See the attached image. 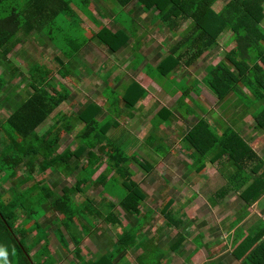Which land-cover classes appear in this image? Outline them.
Segmentation results:
<instances>
[{"label":"crops","instance_id":"0c3cea01","mask_svg":"<svg viewBox=\"0 0 264 264\" xmlns=\"http://www.w3.org/2000/svg\"><path fill=\"white\" fill-rule=\"evenodd\" d=\"M68 1L69 9L62 16V32L32 28L24 33L20 29L13 49L6 56H2L0 51V76L5 79L0 95V112H9L32 93L27 77L29 70L37 67L38 71L48 69L53 72L51 82L54 85H65L70 96L46 119L47 127L53 123V118L59 111L82 115L88 112L87 108L90 106L95 107V118L101 123L105 124L108 119H113L108 128L113 143L124 150L130 141L136 142L132 147L135 151L133 155L142 162L143 169L131 162L126 168H116L117 174L116 170H112L107 179L114 177L117 181H122L125 171L131 172V178L146 192L147 197L140 206V211L145 214L159 210L169 199L172 200L171 212L181 207L182 213L186 214L188 210L198 207L201 199L205 198L206 204L203 203L202 208H199L202 216L189 219L188 229L197 231L189 234L192 235L191 239L187 236L190 244L186 245L193 247L195 236L201 232V242L214 244L217 258L221 257L227 264H234L236 261L227 253L229 248L222 247L219 250L218 247L220 242L227 243L221 241V238L227 236L226 228L243 203L237 198L236 192L229 193L215 205H210V197L224 185L232 173V162L227 155L212 162L204 155L206 150L208 152V148L204 150L207 146H215L212 140H208L204 127L193 138L194 144L184 140V136L190 126L193 127L200 118H204L218 133L224 129L225 124L232 126L262 156L264 131L256 130L251 127L252 123H247L251 115L246 113L247 109L240 105L241 102L234 108L233 104L230 105L237 100L234 95L230 94L220 101L204 83L206 62L210 54L216 51V46L206 49L199 57L192 58L190 54L199 46L182 45L179 42H182V36L198 32H193L192 27L187 28L188 24L182 28L185 20L176 30L168 28L161 20V13L153 8L143 7L138 0H126L124 6L121 5L122 0ZM60 38L62 40L59 42ZM226 48H223L212 64L224 58ZM182 54L186 55L180 56L177 64L171 67L169 59ZM169 66L171 70L165 75ZM22 69H26V72ZM137 86L144 89L143 97H140L141 92ZM107 93L111 95L108 96ZM124 98L129 99L133 105L130 106ZM232 117H237L238 121L232 120ZM232 121H235L234 125ZM77 127L81 131L84 124L79 123ZM64 144L63 149L74 150L82 142L72 141L68 137ZM196 145L203 153L197 150ZM61 150L62 146L59 148ZM79 155L78 158H71L70 163L74 166L78 164V168L70 171L69 175H62L55 168L47 172L48 181L57 187L54 190L57 194L62 192L58 186L68 177L75 179L83 173L81 165L86 162L87 151L80 152ZM104 160L105 157L92 173L91 179L97 178L104 170ZM135 176L138 177L137 180ZM92 189L95 194H92ZM82 193L84 198L93 200L95 206L103 205L109 199L113 203L117 202L115 193L105 194L102 185H92ZM104 197L107 199H103ZM257 203L258 201L248 208L250 217L255 211L259 214L260 204L257 206ZM51 212L47 211L40 218V230L32 232L25 240L28 252L38 264H48L51 257L54 264H87L94 261L102 264L104 257L115 251H118L114 256L116 264L123 259L125 264H138L137 261L142 259L151 246L167 251V255H158L159 262L168 258L171 262L177 258L190 261L198 254L187 255V246L185 243L182 245V242L177 253L175 249H171L173 242L177 246L180 232H177L176 227L168 228L161 217L154 222L151 220L152 214L149 216L151 219L143 224L140 233L147 240L144 245H148H132L122 252L112 230L118 232L119 236L124 230L121 227L137 224L134 217L129 216L126 221L121 219V222L114 225L100 220L97 222V219L89 221L90 224L82 221L77 224L76 230L66 228L61 216ZM249 223L250 220H246L244 224ZM63 242L68 248L63 247ZM207 249L202 247L198 251L203 250L201 254L205 256L204 261L210 257ZM71 250L78 251L76 258L69 255ZM193 250L191 248L190 251ZM43 253V259H40L39 256ZM5 257L4 252L0 261ZM47 257L50 258L47 260Z\"/></svg>","mask_w":264,"mask_h":264},{"label":"trees","instance_id":"16d2710c","mask_svg":"<svg viewBox=\"0 0 264 264\" xmlns=\"http://www.w3.org/2000/svg\"><path fill=\"white\" fill-rule=\"evenodd\" d=\"M138 1L143 7L153 8L161 13V20L168 28L176 30L183 20L189 21L187 28L192 27L193 32L198 33L182 36V42L179 43L199 46L193 54H190L192 58L199 57L206 49L216 46V51L210 54L206 62L204 83L220 101L230 94L234 95L237 100L232 101L230 105L233 104L234 108L241 102L240 105L247 109L246 113L251 115V127L264 131V26L262 24L264 0ZM124 3L126 0H122L121 5L124 6ZM68 4V0H0L1 55L6 56L13 49L16 40L12 43V37L20 29H23L24 33L32 28L47 32H62L64 21L62 16L69 9ZM58 20L60 21L57 22ZM225 30L231 31L230 39L234 44L228 43L230 47L226 46L228 49L224 58L212 64L223 50L216 38ZM60 40L62 39L60 38L59 42ZM184 55L186 54L170 58L171 67L175 66L180 56L184 57ZM169 68L170 66L164 72L165 75L171 70ZM36 69L37 67L29 70L27 75L32 93L9 112L6 113V110L3 111L4 114L0 112V250L6 253L7 264H36L27 251L25 240L30 237L33 230L40 229L39 220L47 211L61 216L66 228L76 230L78 223L82 221L89 223L92 219H99L105 223H119L121 219L126 221L132 216L138 223L140 206L147 197L146 192L131 178L132 173L128 170L125 171L122 181L117 182L114 177L107 179L108 173L112 170H116L117 174L118 167L126 168L128 163L135 162L143 169V164L135 155L128 154L113 143L108 132L113 119H108L105 124L101 123L95 118L94 106L88 107V112L82 115L59 111L54 116L53 123L39 133L38 127L46 122L54 109L70 96V92L65 85H54L51 82L53 72L48 69L42 70L43 72ZM4 81L5 79L0 76V95ZM137 87L141 92L140 97H143L144 89ZM124 100L128 101L130 106L133 105L129 99L124 98ZM232 120L237 122L238 118L232 117ZM79 123L84 124L81 131H77ZM234 124L235 121H232V125ZM201 127L206 130L208 140H212L215 145L204 149L208 148V152L206 150L204 155L210 158L209 161L227 155L232 162V173L227 178V182L210 197L212 203L210 205L213 206L225 195L236 192L237 198L243 203L226 228L227 236L221 238V241L227 243L220 242L218 248L219 250H222V247L229 248L227 253L231 259L238 262L237 264H264V219L259 218L253 228L251 226L246 230L244 228L248 225L244 224L246 220H250L248 208L260 198L264 199V158L259 156L260 154L251 148L232 126L225 124L224 129L218 133L217 129L208 125L204 118H200L193 127L190 126L184 140L194 144L193 138L202 131ZM71 133H74V138L82 142V145H78L74 150L64 148L59 151L63 139H68L67 135ZM196 148L199 150L197 145ZM83 151H87L86 162L81 165L83 173L75 177L73 185H63L62 192L57 194L54 191L57 187L48 181L47 172L55 168L60 174L69 175L70 171L78 168V164L74 166L70 163L71 158L80 157L79 154ZM199 152L203 153L201 150ZM103 157L106 162L104 170L97 178L91 179L92 173L103 162ZM113 178L116 180L114 184L111 183ZM118 183L125 192L121 196H116V203L107 201L103 205L95 206L94 201L88 197L79 202L74 200L77 193L88 189L84 190L85 185L89 187L95 184L102 185L104 192L114 195ZM30 196H37V200H30ZM171 202L172 200L169 199L164 203L160 217L168 228L176 227L177 232H180L181 228L189 225V220L187 218L182 220L180 216L185 215L182 213L179 218L173 220L175 223H171V212L170 210L168 212ZM33 204L43 209V213L38 218L34 217L38 213V208L32 206ZM260 204L264 207V201ZM116 207L120 208V213L116 211ZM166 212L168 214H164ZM140 214L145 213L140 212ZM146 214L151 216L153 212ZM149 216L145 221L151 219ZM139 224L138 235L142 228L141 223ZM123 229L118 238V248L122 252L127 247L136 245L135 240L128 238L127 230ZM242 230H245L246 234L240 239L239 237H242L240 235H243ZM202 236L199 232L195 237L201 240ZM74 237L76 240V232ZM178 239L177 243H181L186 238L180 232ZM174 245L175 242L171 249L176 246ZM208 246V243H201L199 248H208ZM176 247L178 249V246ZM196 250L197 247L194 248L195 252ZM210 252L212 251H209V254ZM114 258L112 254L108 255L104 257L102 264L115 263ZM98 263L99 261H94L87 264ZM213 264L227 263L223 262L221 257H216Z\"/></svg>","mask_w":264,"mask_h":264},{"label":"rangeland","instance_id":"374dc122","mask_svg":"<svg viewBox=\"0 0 264 264\" xmlns=\"http://www.w3.org/2000/svg\"><path fill=\"white\" fill-rule=\"evenodd\" d=\"M83 1V0H82ZM223 2H224V0H223ZM217 3H219V1L217 2ZM216 3V4H217ZM4 12H1V14H3ZM120 15H122L123 13H120V12H118ZM60 20H58L57 22H59ZM186 22H183L182 24H183V26H182V28L184 27H186L187 26V24H188V20H185ZM263 24V26H264V22L262 23ZM230 35H231V31L230 30H225V32H222L221 33V35L220 36H218L216 39H217V42H218V44H220L221 46H222V48H225V46H228V47H230L229 46V44L228 43H230V45H233L234 44V42L230 39ZM17 37H18V34L17 35H15V36H13L12 37V43L15 41V40H17ZM228 47L226 48V49H228ZM19 67H21V68H23L22 66H20L19 64H17ZM23 70V72H26V69H22ZM205 74H206V71H205ZM16 81V80H15ZM169 85H171V84H169ZM166 87H170V86H168V85H166ZM106 95H108V96H110L111 94L110 93H107ZM233 96V95H232ZM8 98H10V96H8ZM0 106H1V104H0ZM1 110V109H0ZM3 110V109H2ZM2 114H4L3 112H2ZM47 122V121H46ZM46 122H44V123H42L39 127H38V131H39V133H42L46 128H48L47 127V123ZM252 122V120H251V118L249 117L248 119H247V123L249 124V123H251ZM220 124H222V121H220L219 122ZM50 126V125H49ZM78 131V130H77ZM76 132V131H75ZM74 132V133H75ZM74 133H71L70 135H67L68 137H69V139H71L72 141H76V139L74 138ZM64 141H65V139H63V141H62V144H61V146H62V149H63V147H64ZM263 144H264V138H263ZM136 145V142H134V141H130L128 144H127V146H126V148L124 149L128 154H131V155H133V152H135V151H133V149H132V147H134ZM262 152H263V158H264V151L262 150ZM197 155L198 156H200L198 153H197ZM135 179L137 180L138 179V177L137 176H135ZM118 182V181H117ZM225 182H227V179L225 180ZM224 182V183H225ZM73 183H74V179L72 178V177H68L67 178V180H65L63 183H61L58 187L59 188H62V186L63 185H65V186H70V185H73ZM111 183L112 184H114V183H116V180L113 178L112 180H111ZM232 187H233V185H231ZM89 187V185H85V187H84V190L85 189H87ZM93 190V189H92ZM86 191V190H85ZM125 192V190L119 185V183L116 185V194H115V196H121V195H123V193ZM224 194H226V192H223ZM92 194H95V191L93 190L92 191ZM105 194H107L106 192H105ZM223 194V195H224ZM84 193H80L79 192V194L78 195H75V197H74V200L76 201V202H79V201H81V200H83L84 199ZM234 198V197H233ZM232 198V199H233ZM33 199L34 200H37V196L36 197H31L30 196V200H32L33 201ZM165 199V198H164ZM204 199L205 198H202L201 199V201L203 200V202L201 203V201H200V204H198V207H194V210H188V212H186V214L184 215H182V216H180L181 214H182V211H181V207H177L176 209L177 210H172V212H171V215H170V217H171V223L172 222H174L175 223V221H173V220H175V218H179V216L181 217V219L182 220H184L185 218H187L188 220L190 219V218H192V217H194V218H200L201 216H202V211L201 210H199V208H202V206H203V203L204 204H206V201H204ZM110 200V202L112 201V199H109ZM264 201V199L262 198V199H259L258 200V202H259V204H260V202L262 203ZM114 202V201H113ZM209 202V201H208ZM35 204H33L32 206H34ZM26 207H31L30 205H26ZM35 208H38V213H36L35 215H34V217L36 218H38L42 213H43V209H41L40 207H39V205H35L34 206ZM117 209H116V211L117 212H121L120 211V208L119 207H116ZM154 208H156V207H154ZM172 208V207H171ZM171 208H169L168 209V212H169V210H171ZM254 208V207H253ZM161 209L163 210V207L162 208H160L159 210L158 209H156L155 210V212L152 214V217H153V219H151V220H153L154 222H157V220L159 219V217H160V212H161ZM157 210H158V212H157ZM115 211V210H114ZM252 211V210H251ZM141 212V211H140ZM140 212L138 213V215H137V219L139 220L138 221V223L134 226V225H129V226H126V225H124L123 226V228H125V229H127V232H128V234H129V239L131 238L132 240H135V244L136 245H141V246H147V245H144V242L146 243L147 242V240H146V238L145 237H143L144 236V234H139L138 235V231H137V229H138V225H140L139 223H141V225L143 226V224H145V219H148V217L147 216H149V214L147 215V214H140ZM164 212V211H163ZM168 212H166V213H164V214H168ZM252 213H253V211H252ZM147 217V218H146ZM167 217V216H166ZM259 218H261V219H264V207L262 206V204H260L259 205V214H257V212L255 211L252 215H251V217H250V222L251 223H249L248 225H247V227H244L245 228V230H246V228H249L250 226H251V228H253L252 226L254 225V224H256L257 223V221H258V219ZM125 220V219H124ZM97 222L99 221V219H97L96 220ZM31 223H32V221H31ZM30 224V223H29ZM28 224V225H29ZM111 225H114V223H111ZM116 225V224H115ZM122 227H121V230L123 229ZM189 227H187V228H181L180 229V232H181V234L182 235H184V237L185 238H187V236H188V234L190 233V234H194L197 230L196 229H194V230H189L188 229ZM40 229L39 228H36L35 230H33L34 232H37V231H39ZM205 231H206V229H204ZM245 230H242L241 232H242V234L243 235H240V236H242V237H239L240 239L242 238H244V236H245ZM189 231H191V232H189ZM245 231V232H244ZM244 232V233H243ZM117 233L118 232H115L114 231V229L112 230V234H113V236H114V238L115 239H117V238H119V236H117ZM206 234H207V232H206ZM73 235H70V237H72ZM190 236V237H189ZM188 236V238L189 239H191V236L192 235H189ZM188 238H187V240H184V241H182V245L185 243V245L186 244H190L189 243V240H188ZM183 240V239H182ZM151 242H153V241H151ZM201 240H200V238H197L192 244V246L193 247H188V245H186L187 246V249H188V252H186V254L188 255H194L195 253H198V254H196L193 258H191V260L190 261H188V260H186V259H182V260H178V258H177V260H172V262H171V260H170V258H168L167 260H163V259H161L160 260V262L158 261V255L159 254H164V255H167V251L166 250H164V249H161V248H158V250L156 249V248H153L152 246L151 247H149V249H148V251L143 255V257H142V259L141 260H139V261H137V263L138 264H201L202 263V261H204V258H205V256H203V254H201L202 253V251H200V252H198L199 250H200V248H199V246H201ZM180 242L177 244V246H179L180 247ZM114 246H115V244H114ZM229 246V245H228ZM63 247H66V248H68L67 246H66V243L65 242H63ZM195 247H197V252H195L194 250L193 251H190L191 250V248H195ZM135 248V247H134ZM177 247H174L173 249H175L176 250V253L178 252V249H176ZM208 248L209 249H207L208 250V254H209V251H212V252H210V257L206 260V261H204L205 263L204 264H213L214 262H215V260H216V256H217V251H213V249H214V244H211V245H209L208 246ZM67 250V249H66ZM28 251V250H27ZM111 252H113V250L111 251ZM110 252V253H111ZM45 253V252H44ZM44 253L43 254H41L40 256H39V258L40 259H43V257L42 256H44ZM47 253H49V252H47ZM46 253V254H47ZM118 253V251H115L113 254H112V256H116V254ZM30 254V253H29ZM45 254V255H46ZM207 254V255H208ZM216 254V255H215ZM69 255L70 256H72V257H75L76 258V256L78 255V251H73V250H71V251H69ZM87 255V254H86ZM34 257V256H33ZM32 257V258H33ZM37 257H38V255H37ZM82 257V256H81ZM35 258V257H34ZM50 257H47V260L49 259ZM53 258L51 257V259H50V261L48 262V264H54V261L52 260ZM172 259V258H171ZM46 260V261H47ZM35 262H36V264H38V261H36V260H34ZM238 262L236 261V262H234V264H237ZM0 264H7V258L5 257L3 260H1L0 261ZM111 264H116V263H111ZM118 264H125V259H123L122 261H120V262H118Z\"/></svg>","mask_w":264,"mask_h":264},{"label":"clouds","instance_id":"9594fccd","mask_svg":"<svg viewBox=\"0 0 264 264\" xmlns=\"http://www.w3.org/2000/svg\"><path fill=\"white\" fill-rule=\"evenodd\" d=\"M0 256H4V252L0 250Z\"/></svg>","mask_w":264,"mask_h":264}]
</instances>
